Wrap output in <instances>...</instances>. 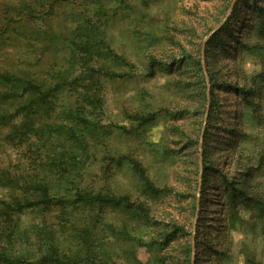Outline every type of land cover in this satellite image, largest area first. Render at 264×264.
<instances>
[{"label":"rangeland","instance_id":"1","mask_svg":"<svg viewBox=\"0 0 264 264\" xmlns=\"http://www.w3.org/2000/svg\"><path fill=\"white\" fill-rule=\"evenodd\" d=\"M231 1L0 0V75L58 85L31 109L0 100V177L17 183L0 201L46 179L57 197L127 196L146 213L0 211L1 252L264 264V0Z\"/></svg>","mask_w":264,"mask_h":264},{"label":"trees","instance_id":"2","mask_svg":"<svg viewBox=\"0 0 264 264\" xmlns=\"http://www.w3.org/2000/svg\"><path fill=\"white\" fill-rule=\"evenodd\" d=\"M220 32L227 30L226 25L222 26L219 30ZM85 50H88L93 46L92 42H84L82 44ZM92 71L90 70V74ZM90 78L92 76H89ZM34 80H28L25 78H18V77H7L5 74L0 75V85L2 88L5 89L2 93H0V100H9L14 97L18 98H28V102L24 104L26 109H31L32 106L41 105L47 101L50 94H52L57 88L58 85L44 89L42 85L33 82ZM6 85H9V88H6ZM18 93V94H14ZM10 116L0 117L2 121L4 119H9ZM11 118V117H10ZM25 128H27L26 122ZM134 174L138 177L140 182H142V186L146 188L148 191H156L152 184L149 182L148 178L144 175L141 168L138 167L137 164H134L132 167ZM3 176V177H2ZM27 185L23 190L22 197L20 199L18 194L13 195V199L9 202L0 201V211L4 212H20L27 208H32L36 206H43L49 207L54 205H65L69 207H78V206H93V205H102L111 208H123L126 210H133L135 212H140L142 215H146L145 210L141 206H134L130 203L127 199V196L124 197H112V196H104L100 193L92 194L90 192H83L78 189L74 191L73 194H70L66 199L57 197V195H53L55 185L52 184L49 186L46 179H39L37 181H33L28 179ZM12 185H17V183L8 178L5 175H1L0 177V186L12 188ZM27 189V190H26ZM26 190V192H25ZM55 196V197H54ZM199 227V226H198ZM139 246H144V242H138ZM189 252V251H188ZM199 253V251H196ZM198 257L197 255L195 256ZM0 264H23V261L18 258H13L10 255L0 251ZM33 264H92L89 260L79 261L75 258H64V257H57L52 255H45ZM186 264H189L187 261Z\"/></svg>","mask_w":264,"mask_h":264},{"label":"water","instance_id":"3","mask_svg":"<svg viewBox=\"0 0 264 264\" xmlns=\"http://www.w3.org/2000/svg\"><path fill=\"white\" fill-rule=\"evenodd\" d=\"M235 2H236V0H232V1H231L230 5H229V11L231 10V8L233 7V5H234ZM220 26H221V24H220ZM220 26H219V27H220ZM219 27L216 28L215 30H213L212 32H210V33L207 35V37H206V39H205V42L208 40V38H209L213 33H215V32L219 29ZM205 42H204V43H205ZM204 43H203V45H204ZM207 95H208V93H207Z\"/></svg>","mask_w":264,"mask_h":264}]
</instances>
